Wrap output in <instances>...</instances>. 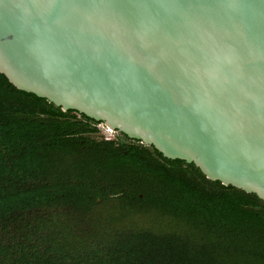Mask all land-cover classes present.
Returning a JSON list of instances; mask_svg holds the SVG:
<instances>
[{"label": "water", "instance_id": "water-1", "mask_svg": "<svg viewBox=\"0 0 264 264\" xmlns=\"http://www.w3.org/2000/svg\"><path fill=\"white\" fill-rule=\"evenodd\" d=\"M0 72L264 200V0H0Z\"/></svg>", "mask_w": 264, "mask_h": 264}, {"label": "trees", "instance_id": "trees-1", "mask_svg": "<svg viewBox=\"0 0 264 264\" xmlns=\"http://www.w3.org/2000/svg\"><path fill=\"white\" fill-rule=\"evenodd\" d=\"M0 72V264H264V200Z\"/></svg>", "mask_w": 264, "mask_h": 264}, {"label": "flooded vegetation", "instance_id": "flooded-vegetation-1", "mask_svg": "<svg viewBox=\"0 0 264 264\" xmlns=\"http://www.w3.org/2000/svg\"><path fill=\"white\" fill-rule=\"evenodd\" d=\"M98 126L99 127H101V130L103 131V129L104 130H106V125H105V123L103 122V121H99L98 122ZM103 128V129H102ZM112 133H113V135H114V138H108V137H106V135H105V137H106V139H115V140H119V141H121V142H127V140H126V138L122 135V132H119V131H117V130H112L111 131ZM104 133V132H103ZM105 134V133H104Z\"/></svg>", "mask_w": 264, "mask_h": 264}, {"label": "rangeland", "instance_id": "rangeland-1", "mask_svg": "<svg viewBox=\"0 0 264 264\" xmlns=\"http://www.w3.org/2000/svg\"><path fill=\"white\" fill-rule=\"evenodd\" d=\"M102 132H104V133H105L106 137H108V138H114V135H113V133H112V132H109V131H107V132H106V130H104V129H103V131H102Z\"/></svg>", "mask_w": 264, "mask_h": 264}, {"label": "built area", "instance_id": "built-area-1", "mask_svg": "<svg viewBox=\"0 0 264 264\" xmlns=\"http://www.w3.org/2000/svg\"><path fill=\"white\" fill-rule=\"evenodd\" d=\"M101 128V127H100ZM103 129V128H102ZM107 131H109V132H111L112 130L111 129H109L108 127L106 128V132Z\"/></svg>", "mask_w": 264, "mask_h": 264}]
</instances>
